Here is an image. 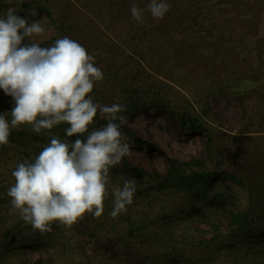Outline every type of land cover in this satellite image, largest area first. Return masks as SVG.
Segmentation results:
<instances>
[{"label":"rangeland","instance_id":"374dc122","mask_svg":"<svg viewBox=\"0 0 264 264\" xmlns=\"http://www.w3.org/2000/svg\"><path fill=\"white\" fill-rule=\"evenodd\" d=\"M168 2L170 9L162 19H154L147 11L148 0H24L17 10L45 28L42 36L32 37L42 47L67 36L95 57L94 64L104 75L90 93L95 102L111 105L128 97L140 98L145 104L126 114L122 125L162 151L132 143L120 130L131 146L120 164L126 162L147 174L124 169L117 175L109 170L105 198L109 202L100 216L104 235L97 237L102 242L88 235L74 239V225L55 222L59 228L50 230L51 248L33 245L34 236L27 235L22 247L25 263L264 264V0ZM133 3L145 9L142 23L131 16ZM14 6L0 0V12ZM32 10L37 11L35 17ZM187 117L201 119L211 137L209 143L207 135L183 128L180 119ZM94 123L90 130L98 128ZM35 134L29 131L28 136ZM37 135L42 136L32 144L47 145L53 135L60 137L50 131ZM167 157L193 167L199 159L204 167L226 170L230 177L216 173L210 192V198L222 192L225 207L200 198L196 201L200 213L186 220L187 212L177 210L182 201L177 196L185 201L187 193L170 198L166 189L147 178L149 174L162 179ZM127 179L136 182L133 202L127 206L135 214L146 210L153 218L173 206L179 218L165 224L160 233L152 225L128 234L125 226L118 225H124L123 213L110 215L112 189L122 187ZM238 211L247 213L246 221L231 226L234 232L228 238L231 214ZM209 212L214 214L208 216ZM116 222L119 228L110 229ZM179 239L193 244L181 245L178 260H171L169 253V262L155 263L153 258L169 251L170 243L178 244Z\"/></svg>","mask_w":264,"mask_h":264},{"label":"clouds","instance_id":"9594fccd","mask_svg":"<svg viewBox=\"0 0 264 264\" xmlns=\"http://www.w3.org/2000/svg\"><path fill=\"white\" fill-rule=\"evenodd\" d=\"M4 2L15 6L0 12V89L12 98L13 107L10 120L0 113V145L8 144L11 130L20 125H31L36 134L68 125L65 139L53 135L34 160L12 170L14 183L7 190L12 207L42 233L50 231L53 222L71 227L85 213L100 217L109 195V170L131 151L120 131L125 105L93 101L90 93L104 75L78 41L64 36L42 47L32 40L46 31L39 20L29 22L17 14L24 0ZM146 8L154 19H162L170 4L148 0ZM144 12L131 5L137 22H143ZM30 14L35 17L37 11ZM98 112L108 123L90 130ZM74 135V141L67 139ZM136 190L135 179L112 189L110 215L126 211Z\"/></svg>","mask_w":264,"mask_h":264},{"label":"trees","instance_id":"16d2710c","mask_svg":"<svg viewBox=\"0 0 264 264\" xmlns=\"http://www.w3.org/2000/svg\"><path fill=\"white\" fill-rule=\"evenodd\" d=\"M91 95V94H90ZM4 98H9L8 103L4 104ZM128 100H124L121 104L125 105V111L120 113V115L125 116L128 113L135 111L138 107L142 106L143 103L140 98L138 97H128ZM94 101V100H93ZM95 102V101H94ZM13 107L12 98L5 93H2L0 90V113H4L5 116L10 120L11 115L10 111ZM96 123L94 125L100 127L102 125H106L108 121L100 116L99 112L97 116L94 118ZM183 128H186L189 131H194L200 134L207 135L208 143L211 141V137L209 136L207 129L203 126L202 121L199 117H187L186 119L182 120ZM118 122V121H117ZM68 127L67 124L61 123L59 125L54 126L51 130H42L44 132H52V133H59L61 139H65V129ZM122 133L128 137V139L135 144L143 145L146 148L152 151H160L162 152L159 147L155 144L146 141L136 135L129 127L122 125L120 127ZM29 131H32L31 126L27 124L20 125L16 128L11 130V134L9 137V143L6 145H0V264H27L23 258V254H25L22 247L24 246V241L27 240V235L31 234L33 240L30 242L35 244H41L51 248L52 244V232H40L39 230L34 229L35 231H31V224L24 221L18 210L13 209L11 204V199L7 195L8 188L14 183V178L11 175L12 170L16 167L18 163L25 162V161H32L34 160L35 156L39 154V152L43 149L46 144L42 142H34L32 141L34 138L42 135H31L28 136ZM68 139L74 141L77 137H67ZM83 139V138H81ZM168 167L166 169L165 174H163L162 179L155 180L151 178V175H147V178L151 180L154 184L159 186L161 189H166L167 192L171 195V197L175 196V194H179L180 192L187 193V200H183V196L178 195L182 201L177 204V210L184 213L187 212L184 218L187 219H194L200 213V209H198V203L196 202L197 199L202 198L204 201L207 202L217 201V205L219 207L224 208L223 203V193H214L213 196L210 198V192L212 191V179L214 178L215 174H221L224 177H230L229 173L226 170H221L220 168L210 169L203 166L202 160H197L196 164L193 166H189L188 162L180 161L172 157H167ZM127 169L131 172L136 174H147L146 171L142 170L133 165H128V163L124 162L122 164H117L110 168V170L116 172L117 175L120 173H124L123 170ZM115 186V184H114ZM107 200V199H106ZM109 200H104V205H106ZM170 210L162 211L159 214H156L153 218L149 214H147L146 210L141 211L140 213L135 214L132 209L127 207L126 211H123L124 225L118 223V225L125 226L128 234H134L138 231H143V228H148L149 226L154 225L156 228L157 233L162 232L163 226L167 223H172L179 218L177 210L172 211L173 206H170ZM207 212V211H206ZM88 213H85L81 219H79L74 225L76 228V236H73L74 239H77L79 236L82 238L85 235L89 237L94 236V242L99 241L102 242V239H98V236H103L102 233L104 221L101 217H95L93 214L90 217L87 216ZM133 214V215H132ZM186 214V213H185ZM214 213L209 212L208 216H212ZM132 215V216H131ZM247 213L245 211H238L236 213L231 214V220L229 222V234L226 233L225 236H231L234 230L231 228L234 224L242 226L243 223L246 221ZM100 218V219H99ZM121 218V217H120ZM152 222V223H151ZM153 223H158L157 225ZM171 223V224H172ZM169 225V227L171 226ZM110 229H117V222L115 224L110 225ZM216 226V225H214ZM58 227L55 222L51 225V228ZM59 228V227H58ZM73 228V229H74ZM103 230V231H102ZM160 230V232H159ZM219 230V229H218ZM164 232H168V230H163ZM218 235L223 236L220 230L218 231ZM263 236V233H262ZM62 237L68 240V238L62 233ZM17 238V240H16ZM62 238V239H63ZM155 239V235L151 237ZM98 239V240H96ZM178 244L170 243L172 248L169 251H164L163 255L159 256L158 258H153L156 261H166L169 262L170 259H167L166 255L168 256L169 253L172 254V259L178 260L180 255L182 254V246L186 243L193 244V241L186 242L184 239H179ZM63 244L62 247L66 248V244L62 240ZM170 246V245H169ZM83 247V246H82ZM81 247V248H82ZM234 252L231 254L233 255ZM156 257V255H153ZM154 262H152L153 264ZM32 264H40V261L34 262Z\"/></svg>","mask_w":264,"mask_h":264}]
</instances>
